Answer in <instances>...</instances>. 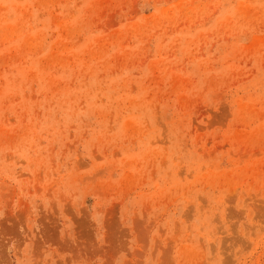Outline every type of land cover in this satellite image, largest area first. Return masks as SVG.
I'll list each match as a JSON object with an SVG mask.
<instances>
[{
    "label": "rangeland",
    "instance_id": "rangeland-1",
    "mask_svg": "<svg viewBox=\"0 0 264 264\" xmlns=\"http://www.w3.org/2000/svg\"><path fill=\"white\" fill-rule=\"evenodd\" d=\"M0 264H264V0H0Z\"/></svg>",
    "mask_w": 264,
    "mask_h": 264
}]
</instances>
